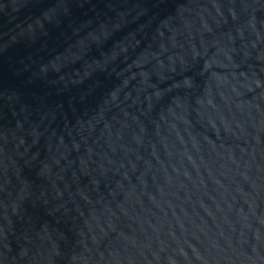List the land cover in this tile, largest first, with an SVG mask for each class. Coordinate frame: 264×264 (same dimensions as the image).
Segmentation results:
<instances>
[{
	"label": "water",
	"instance_id": "1",
	"mask_svg": "<svg viewBox=\"0 0 264 264\" xmlns=\"http://www.w3.org/2000/svg\"><path fill=\"white\" fill-rule=\"evenodd\" d=\"M0 264H264V0H0Z\"/></svg>",
	"mask_w": 264,
	"mask_h": 264
}]
</instances>
